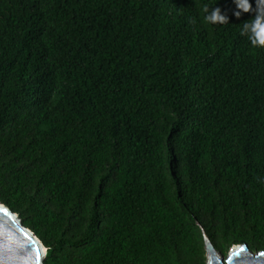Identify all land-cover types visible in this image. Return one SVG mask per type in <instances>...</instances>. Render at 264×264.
Returning a JSON list of instances; mask_svg holds the SVG:
<instances>
[{"label": "trees", "instance_id": "obj_1", "mask_svg": "<svg viewBox=\"0 0 264 264\" xmlns=\"http://www.w3.org/2000/svg\"><path fill=\"white\" fill-rule=\"evenodd\" d=\"M248 3L0 0V203L44 264H204L202 228L264 251Z\"/></svg>", "mask_w": 264, "mask_h": 264}, {"label": "water", "instance_id": "obj_2", "mask_svg": "<svg viewBox=\"0 0 264 264\" xmlns=\"http://www.w3.org/2000/svg\"><path fill=\"white\" fill-rule=\"evenodd\" d=\"M202 232L207 264H264V251L251 250L244 242L232 245L222 259L204 228ZM45 253L41 240L0 203V264H44Z\"/></svg>", "mask_w": 264, "mask_h": 264}, {"label": "clouds", "instance_id": "obj_3", "mask_svg": "<svg viewBox=\"0 0 264 264\" xmlns=\"http://www.w3.org/2000/svg\"><path fill=\"white\" fill-rule=\"evenodd\" d=\"M238 9H242L243 11H249L250 5L248 0H234ZM264 3V0H261ZM239 12H234V15L238 16ZM227 17L221 13L219 7H215L211 13L205 16V20L211 23H223ZM244 30H250L252 36L250 37L252 43L254 45H264V20L261 19L260 16H257L256 20L253 21L251 25L245 24ZM242 30V33L243 31Z\"/></svg>", "mask_w": 264, "mask_h": 264}, {"label": "rangeland", "instance_id": "obj_4", "mask_svg": "<svg viewBox=\"0 0 264 264\" xmlns=\"http://www.w3.org/2000/svg\"><path fill=\"white\" fill-rule=\"evenodd\" d=\"M17 217H18V215H17ZM231 247H232V246H230L229 248L223 249L222 251H219V250H218L219 253H220V255H221V257H222V259L225 258V256H226L228 250H229ZM204 264H207V263H206V254H205V258H204Z\"/></svg>", "mask_w": 264, "mask_h": 264}, {"label": "snow or ice", "instance_id": "obj_5", "mask_svg": "<svg viewBox=\"0 0 264 264\" xmlns=\"http://www.w3.org/2000/svg\"><path fill=\"white\" fill-rule=\"evenodd\" d=\"M5 211H7V210H5ZM262 255H264V253H262Z\"/></svg>", "mask_w": 264, "mask_h": 264}]
</instances>
